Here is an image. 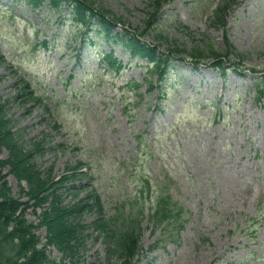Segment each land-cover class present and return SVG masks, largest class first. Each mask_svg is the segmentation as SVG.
Segmentation results:
<instances>
[{
    "label": "rangeland",
    "instance_id": "rangeland-1",
    "mask_svg": "<svg viewBox=\"0 0 264 264\" xmlns=\"http://www.w3.org/2000/svg\"><path fill=\"white\" fill-rule=\"evenodd\" d=\"M96 1L131 31L144 26L151 2ZM219 1L174 0L164 7L159 29L185 52L172 55L166 78L149 92L145 61L105 41L95 27L90 33L79 29L68 18L70 9L34 11L21 1L0 0L6 58L0 62V97L12 100L10 115L25 140H45L46 152L37 159L42 168L54 165L60 176L67 164L82 162L88 173L81 184L102 194L109 216L133 210L144 227L138 264H264V0H240L230 12L226 38L246 58L243 73L230 69L226 76L210 57L199 67L191 58L205 37L226 49L223 29L210 20ZM143 39L168 51L155 33ZM110 51L126 66L120 75L100 61ZM22 75L46 108L13 100ZM261 78L258 101L255 82ZM136 82L142 84L138 91ZM53 118L62 124L60 133ZM49 145L57 149L49 151ZM8 183L18 198L17 179L10 175ZM160 206L173 215L170 221H153ZM181 209L182 220L175 216ZM28 218L39 222L32 210ZM94 218L88 214L84 221ZM37 234L44 243L46 229ZM107 248L102 239L89 238L80 264H109ZM46 253L70 264L54 246Z\"/></svg>",
    "mask_w": 264,
    "mask_h": 264
},
{
    "label": "trees",
    "instance_id": "trees-1",
    "mask_svg": "<svg viewBox=\"0 0 264 264\" xmlns=\"http://www.w3.org/2000/svg\"><path fill=\"white\" fill-rule=\"evenodd\" d=\"M16 1H22L34 11L43 8L45 3L58 13L70 8L68 18L79 29L91 31L93 27H98L106 40L122 44L133 58L145 59L149 69V78L146 79L149 92L156 87L150 80L153 74L158 75L159 85L168 74L172 59L170 55L185 52L176 45L175 40H170V37L159 29L162 10L174 0H151L144 26L132 31L130 28L124 30L125 21L116 17L107 6L98 4L96 0ZM238 2L239 0H220L211 16L212 25L225 29L227 16ZM120 24L122 31L115 32V28ZM151 33L156 34L159 43H163L164 40L168 44L170 55L160 52V46L144 42L143 38ZM225 42L227 49L219 51L213 42L205 37L191 58L195 59V64L202 58H213L217 61L214 65L219 66L223 72L226 63L240 68L246 58L245 55L227 38ZM44 45L47 47V42ZM4 61L5 54L0 47V62ZM104 63L115 73H120L124 68L122 61L115 57L113 52L104 56ZM251 70L258 71L256 68ZM134 86L135 90H139V86ZM15 88L17 90L13 100L24 105L34 103L47 107L32 81L25 76L19 78ZM11 101H5L0 97V264H58L56 260L48 257L46 251L49 246L61 251L63 260L69 261L70 264H80L78 257L80 250L92 237L106 242L109 264H137L144 252L142 246L144 227L135 218L133 210L130 209L126 216L118 212L109 216L102 194L93 185L81 184L88 173L83 171L82 162L75 165L67 164L65 172L60 176L55 173L54 165L42 168L37 159L46 152L45 140L24 139L17 129V123L10 115L8 105ZM52 120L54 129L60 133L62 124L54 118ZM56 149L57 147L49 145V151ZM4 151L8 153L6 159L1 156ZM6 168L9 170L4 174ZM10 175L14 176L20 185L18 198L13 195L8 183ZM65 193L68 194L69 200L64 197ZM169 203V200L162 201L167 209L173 211L171 207H167ZM28 210H32V214L39 220L38 224L28 218ZM88 214L95 216L90 223L84 221ZM175 216L182 220V209ZM172 218L173 215L161 206L153 215L154 222L170 221ZM40 228L47 231L44 243L37 234ZM153 247L151 246V249Z\"/></svg>",
    "mask_w": 264,
    "mask_h": 264
}]
</instances>
